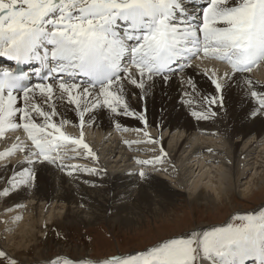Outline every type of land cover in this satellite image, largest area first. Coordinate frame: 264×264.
Wrapping results in <instances>:
<instances>
[{
    "label": "bare ground",
    "instance_id": "1",
    "mask_svg": "<svg viewBox=\"0 0 264 264\" xmlns=\"http://www.w3.org/2000/svg\"><path fill=\"white\" fill-rule=\"evenodd\" d=\"M241 2L227 0V6ZM209 4L210 0H183V11L172 17L174 26L203 35L199 29ZM124 28V23H118L117 31ZM196 40L197 44L194 41L189 46L196 52H189V61L168 73L166 82L160 75L149 78L145 70L144 88L131 83L140 73L128 53L131 62L124 68V91L120 93L129 105L128 115L122 111L123 103L113 112L103 103L99 88L86 84L80 83L90 94L72 91V99L78 103H70L67 93L61 95L59 79L50 82L55 85L53 93H41L35 87L39 83L28 87V107L40 106L50 115L49 122L71 139L57 141L49 153L56 163H49L34 154L38 149L23 128L26 121L20 113L11 118L18 127L11 128L6 121L0 130V230L9 234L13 227L14 233L5 239L14 252L29 247L34 233L57 218L90 223L99 216L96 209H101L112 213L120 225H133L139 218L167 213L166 204L177 193L187 192L188 198L215 204L229 193L247 196L256 182L264 179V113L258 101L259 93H264V60L248 71L236 70L229 62L221 64L225 61L213 45L205 52L203 37ZM213 81L222 85V91ZM14 95L18 96L16 107H25L23 93ZM213 98L217 102L210 105ZM53 111L55 115H51ZM141 115L146 119H139ZM30 116L45 124L35 111ZM47 132L59 135L52 129ZM63 146L62 155L57 156ZM256 167H263L262 176L255 182L251 175L246 186L238 189L239 180L248 171L254 169L256 176ZM140 172L146 175L141 177ZM169 177L174 186L168 184ZM205 229L199 225L192 230ZM246 264L255 263L248 259Z\"/></svg>",
    "mask_w": 264,
    "mask_h": 264
},
{
    "label": "snow or ice",
    "instance_id": "2",
    "mask_svg": "<svg viewBox=\"0 0 264 264\" xmlns=\"http://www.w3.org/2000/svg\"><path fill=\"white\" fill-rule=\"evenodd\" d=\"M182 3L183 0H0V57L17 63L48 64L49 73H56L60 81L61 95L67 93L70 103H78L72 99L73 90L90 94L88 87L82 88L77 82L78 75L88 77L93 88L95 83L99 84L105 105L116 112L123 103L122 111L128 115L129 105L120 95L124 91L122 75L127 71L121 69V58L129 52L135 58L140 76L131 83L139 88H144L145 70L149 78L160 75L166 82L168 70L182 55L177 47L180 30L172 20L183 11ZM121 22L125 28L117 31ZM199 31L206 42L205 52L208 45H213L214 51L227 58L233 69L248 71L254 63L264 60V0H242L234 7L227 6V0H210ZM186 35L190 38L184 41V52L191 51L187 45L193 43L192 38L198 39L195 30ZM125 36L128 41L135 40L136 45L126 44ZM30 75L0 69V130L6 121L9 127H18L11 118L20 113L26 121L23 128L38 149L34 154L42 156L43 161L56 163L49 153L58 140L71 138L49 122L50 115L40 106L28 107L31 89L22 82ZM213 83L222 91L220 83ZM113 85L117 90H112ZM35 87L41 93H53L55 85ZM17 90H22L25 107H16ZM222 99L221 96V103ZM216 102L215 98L209 100L210 105ZM260 107L264 109V99ZM32 111L43 117L45 124L36 123L30 116ZM139 119L146 117L141 115ZM47 129L59 135L53 136ZM72 142L82 144L81 140ZM246 219L248 223L243 227L192 230L187 237L170 238L126 259L114 258L108 264H198V257L199 261L207 259L212 264H246L248 259L264 264V215H249Z\"/></svg>",
    "mask_w": 264,
    "mask_h": 264
},
{
    "label": "rangeland",
    "instance_id": "3",
    "mask_svg": "<svg viewBox=\"0 0 264 264\" xmlns=\"http://www.w3.org/2000/svg\"><path fill=\"white\" fill-rule=\"evenodd\" d=\"M259 95L258 101L261 104L264 93L261 92ZM260 110L264 113L263 109ZM203 136L207 137L209 134ZM64 148L65 146L61 148L57 156L62 155L60 153ZM262 169L263 167H256V176L253 174L254 169L248 171L247 175L239 180L238 189L246 186L245 182L251 175L255 177L256 182L257 177L262 176L260 173ZM169 179L168 184L174 186V180ZM256 184L252 187V192L246 193L245 197L229 193L226 199L208 205L188 198L187 192L185 195L177 193L176 197L166 204L169 209L167 213L159 214L157 217L139 218L138 223L133 225H120L112 213L107 214L101 209H96L99 216L90 223L57 218L50 222L51 225L46 229L34 233L29 247L25 250L17 249L16 252L12 250L11 242L5 239V236L14 233L13 227L9 234L0 230V252L5 254L0 256V264H33L40 261H45L43 264H108L115 257L126 259L170 238L187 237L189 231L199 225H205V231L214 228L243 227L248 223L247 216L264 215V179L257 181ZM80 204L85 206L88 203ZM7 226H10V222Z\"/></svg>",
    "mask_w": 264,
    "mask_h": 264
},
{
    "label": "water",
    "instance_id": "4",
    "mask_svg": "<svg viewBox=\"0 0 264 264\" xmlns=\"http://www.w3.org/2000/svg\"><path fill=\"white\" fill-rule=\"evenodd\" d=\"M233 215V214H232ZM229 220V219H228Z\"/></svg>",
    "mask_w": 264,
    "mask_h": 264
}]
</instances>
